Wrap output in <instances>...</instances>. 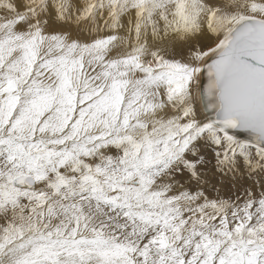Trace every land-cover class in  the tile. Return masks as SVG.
Wrapping results in <instances>:
<instances>
[{
    "label": "snow or ice",
    "instance_id": "obj_1",
    "mask_svg": "<svg viewBox=\"0 0 264 264\" xmlns=\"http://www.w3.org/2000/svg\"><path fill=\"white\" fill-rule=\"evenodd\" d=\"M70 7L0 0V264H264V184L209 197L196 159L264 172V0H87L128 29L87 41L50 25Z\"/></svg>",
    "mask_w": 264,
    "mask_h": 264
},
{
    "label": "rangeland",
    "instance_id": "obj_2",
    "mask_svg": "<svg viewBox=\"0 0 264 264\" xmlns=\"http://www.w3.org/2000/svg\"><path fill=\"white\" fill-rule=\"evenodd\" d=\"M213 1L215 2L216 0H206V2L212 6L220 7L226 10H232L229 6L233 4V2H235L236 4L245 2V0H219L216 1L218 3L217 4L216 2L214 3ZM86 2L87 0H69V3L71 5L69 9V15L71 18L66 21L59 20L58 17L55 15V10L53 9L50 25L53 28H57V29L60 28H62L63 30L68 29V31L72 34V36L79 37L82 41H87L92 36L95 35H105V34H113L120 36L122 38L128 37V29L126 26L116 30L106 28L104 27V23H105L104 19L99 18V16L95 24H93L92 21H87V20H82L80 23H76L75 18L77 15H79V10L83 8ZM257 2H259V0H257ZM4 14L5 12L3 10H0V16ZM106 16H107V12L105 11L104 17ZM126 21L127 18L124 19L125 25H126ZM97 25L100 27L99 33L95 31ZM205 33H206L205 37L204 34L198 33L199 35H201V37H198L199 36L198 34H194V37L192 36L190 39L191 41L189 40L187 43L180 42L181 45L179 41L175 42V44L173 43L172 46L170 45V43H168L166 45L167 51L165 54L169 57H175L177 59H186L189 55L190 45L193 48L197 45L204 46V44L205 45L210 44L212 40L215 39L213 34H210V32L208 33L205 30ZM195 37L196 38L198 37V39L195 40ZM202 37L205 39H203ZM183 47H186L185 50H183L184 49ZM195 107L198 114L202 117L203 110L201 109L200 106L199 97L196 98ZM196 147L199 150V155L196 157V159L202 158L201 163L198 164L197 166V172L199 173L200 176L199 188L203 190L206 193V195H208L209 197L214 198L217 195H219L224 198H228L229 196H231L232 199H235L237 195L243 193L244 189L252 188L258 191L259 184H264V172H260L259 170H256L251 175H249L247 169L243 167L242 161L239 172H237L235 175L232 174L224 175L223 173L217 171L216 169V156H215V152L217 151L216 147L214 145L206 144L204 141L198 142ZM187 156L189 159H192L191 153H188ZM190 177H191V173L187 169L182 168V171L176 174V180L179 182V184L176 187L179 188V185H183L185 188H188L190 191H195L197 189V182L194 178H190ZM257 181H259V184L257 183Z\"/></svg>",
    "mask_w": 264,
    "mask_h": 264
},
{
    "label": "bare ground",
    "instance_id": "obj_3",
    "mask_svg": "<svg viewBox=\"0 0 264 264\" xmlns=\"http://www.w3.org/2000/svg\"><path fill=\"white\" fill-rule=\"evenodd\" d=\"M216 1H219V0H216ZM216 1H215V2H216ZM213 2H214V1H213ZM215 2H214V3H215ZM209 3H210V1H209ZM216 3H217V2H216ZM217 4H218V3H217ZM220 4H221V2H220ZM215 6H218V5H215ZM64 30H65V29H64ZM205 30H206V29H205ZM65 31H68V29L65 30ZM68 32H69V31H68ZM208 33H209V32H208ZM210 34H212V33H210ZM198 35H199V34H198ZM198 35H195V36H198ZM205 35H206V33H204V37H205ZM202 36H203V35H202ZM73 37H74V36H73ZM193 37H194V35H193ZM198 37H201V35H199ZM198 37H197V38L195 37V40L198 39ZM87 38H88V37H87ZM202 38H203V37H202ZM202 38H201V39H202ZM203 39H205V38H203ZM212 39H213V38H212ZM209 40H210V39H209ZM190 41H191V40H190ZM193 41H194V40H193ZM177 42H178V41H177ZM201 42H202V41H201ZM179 43H180V42H179ZM195 43H197V42H195ZM195 43H194V44H195ZM174 44H175V43H174ZM176 44H178V43H176ZM206 44H207V43H206ZM170 45L172 46L173 43H170ZM180 45H181V43H180ZM186 45H187V44H186ZM186 45H185V46H186ZM192 45H193V43H192ZM204 45H205V44H204ZM183 46H184V44H183ZM175 47H176V46H175ZM177 47H178V45H177ZM187 47H188V46H187ZM183 48H184L183 50H185L186 47H183ZM186 54H187V53H186Z\"/></svg>",
    "mask_w": 264,
    "mask_h": 264
}]
</instances>
